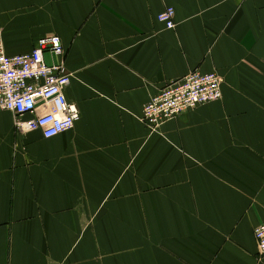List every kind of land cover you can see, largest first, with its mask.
I'll return each instance as SVG.
<instances>
[{
	"label": "crops",
	"instance_id": "0c3cea01",
	"mask_svg": "<svg viewBox=\"0 0 264 264\" xmlns=\"http://www.w3.org/2000/svg\"><path fill=\"white\" fill-rule=\"evenodd\" d=\"M49 36L81 116L47 139L0 110V264H264V0H0L7 55ZM194 70L221 100L151 130Z\"/></svg>",
	"mask_w": 264,
	"mask_h": 264
},
{
	"label": "built area",
	"instance_id": "2783aa9c",
	"mask_svg": "<svg viewBox=\"0 0 264 264\" xmlns=\"http://www.w3.org/2000/svg\"><path fill=\"white\" fill-rule=\"evenodd\" d=\"M176 11L168 7L159 14V22L170 30L176 28ZM58 59L49 64L45 54ZM66 51L59 36L39 41L28 54L9 56L0 41V110L14 116L18 134L41 132L51 139L74 129L81 114L66 97L71 74L65 64ZM222 78L217 72H190L183 79L169 83L143 107L142 121L151 130L199 106L222 98ZM261 255H264V222L255 230Z\"/></svg>",
	"mask_w": 264,
	"mask_h": 264
}]
</instances>
